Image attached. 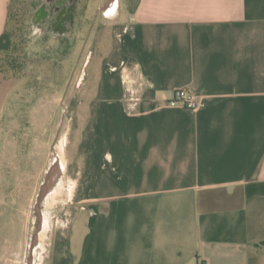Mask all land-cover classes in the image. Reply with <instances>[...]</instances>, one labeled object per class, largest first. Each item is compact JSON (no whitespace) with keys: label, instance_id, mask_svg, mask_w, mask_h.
<instances>
[{"label":"crops","instance_id":"crops-1","mask_svg":"<svg viewBox=\"0 0 264 264\" xmlns=\"http://www.w3.org/2000/svg\"><path fill=\"white\" fill-rule=\"evenodd\" d=\"M90 4L75 16L86 50L71 91L63 78L74 104L55 160L59 128H19L7 101L60 94L0 72V179L8 155L20 177L50 180L46 196L73 184L40 264H264V0ZM177 89L203 108L169 105ZM27 226L1 219L0 247ZM9 253L0 264H17Z\"/></svg>","mask_w":264,"mask_h":264},{"label":"rangeland","instance_id":"rangeland-1","mask_svg":"<svg viewBox=\"0 0 264 264\" xmlns=\"http://www.w3.org/2000/svg\"><path fill=\"white\" fill-rule=\"evenodd\" d=\"M90 1L76 0L75 13L78 15L91 11ZM67 2L68 0H64V3ZM44 3L45 0H12L5 28L11 45L7 51H2L0 54L1 69L5 77L25 79L21 81L23 88L26 85H34L36 91H50V93L55 91L60 95H13L12 100L7 101V106L11 107L12 112L17 110V122H15V116L8 115L3 123H6L9 128L10 118H12L11 124L15 122L19 128L26 122H34L41 126L46 121L50 122L53 130L58 127L59 132L54 141L56 149L50 155L52 161L57 158L56 151L61 150L63 130L68 126L70 119L71 109H68L73 108L74 104L73 95H67L69 89L70 91L72 89L74 77L73 68H70V65L73 66L76 57L78 62L80 61L86 47L83 46L85 36H80V31L74 25L67 24V29L62 30L51 27L53 19L47 20L46 23L41 22L42 17L38 14L37 5ZM81 49L82 53L79 54ZM63 78L67 83L65 90L68 92L66 95H61L64 91ZM32 109L34 112L30 115ZM44 110L49 114L43 112ZM2 135L4 134L2 133ZM9 136L14 137L15 134L10 135L9 133L6 142H8ZM20 139L19 145H22V138ZM2 159L12 160V164H5V162L2 164L0 201L3 203L0 205V220H28V226L27 228H13L11 239L8 236L9 229H4L5 238L9 243L1 245L0 251L10 252L16 256L17 264H40L43 237L47 236L48 231L51 233L56 220L64 216V206L72 198L69 195L73 186L72 181L61 179L59 186L53 191L56 194L53 196L51 193L45 196L44 206L39 210V231L33 242L38 219L37 199L45 179L26 180L20 177L24 171L23 167L19 169L21 167L20 157L17 159L18 162L13 161V158L8 155ZM10 167L16 168L15 171L10 172Z\"/></svg>","mask_w":264,"mask_h":264},{"label":"flooded vegetation","instance_id":"flooded-vegetation-1","mask_svg":"<svg viewBox=\"0 0 264 264\" xmlns=\"http://www.w3.org/2000/svg\"><path fill=\"white\" fill-rule=\"evenodd\" d=\"M75 1L68 0L67 3H64V0H45L43 5L38 4V14L42 17L41 22L46 23L47 20L53 19L51 27L62 30L67 29V24L76 27ZM70 16L71 18H69Z\"/></svg>","mask_w":264,"mask_h":264},{"label":"built area","instance_id":"built-area-1","mask_svg":"<svg viewBox=\"0 0 264 264\" xmlns=\"http://www.w3.org/2000/svg\"><path fill=\"white\" fill-rule=\"evenodd\" d=\"M171 106H180L190 111H197L203 108V103L190 91L177 89L169 102Z\"/></svg>","mask_w":264,"mask_h":264},{"label":"water","instance_id":"water-1","mask_svg":"<svg viewBox=\"0 0 264 264\" xmlns=\"http://www.w3.org/2000/svg\"><path fill=\"white\" fill-rule=\"evenodd\" d=\"M69 18H71V16ZM50 187H51L50 180L45 181V183H44V185L42 187L40 196L37 199L36 213H37V218L38 219H37V223L35 225V231H34V234H33V242L36 239L38 231H39V220H40V212H39V210H40V208L42 206L43 200H44L47 192L49 191Z\"/></svg>","mask_w":264,"mask_h":264},{"label":"trees","instance_id":"trees-1","mask_svg":"<svg viewBox=\"0 0 264 264\" xmlns=\"http://www.w3.org/2000/svg\"><path fill=\"white\" fill-rule=\"evenodd\" d=\"M11 4H12V0L9 3V7H8V11H7L6 24H7L8 18H9V10H10ZM5 28H6V25H5ZM9 39H10L9 35L7 34L6 30L4 29L3 33L0 36V54L2 53V51H7L10 48L11 43H10ZM0 72L2 73L1 63H0Z\"/></svg>","mask_w":264,"mask_h":264},{"label":"bare ground","instance_id":"bare-ground-1","mask_svg":"<svg viewBox=\"0 0 264 264\" xmlns=\"http://www.w3.org/2000/svg\"><path fill=\"white\" fill-rule=\"evenodd\" d=\"M56 194V192H52V195L54 196ZM52 197V196H51Z\"/></svg>","mask_w":264,"mask_h":264}]
</instances>
